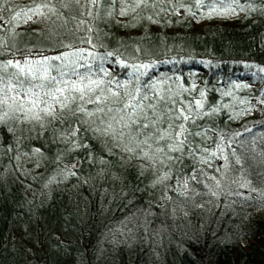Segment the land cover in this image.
<instances>
[{"label": "trees", "instance_id": "16d2710c", "mask_svg": "<svg viewBox=\"0 0 264 264\" xmlns=\"http://www.w3.org/2000/svg\"><path fill=\"white\" fill-rule=\"evenodd\" d=\"M87 4L0 0V264H264V0Z\"/></svg>", "mask_w": 264, "mask_h": 264}, {"label": "rangeland", "instance_id": "374dc122", "mask_svg": "<svg viewBox=\"0 0 264 264\" xmlns=\"http://www.w3.org/2000/svg\"><path fill=\"white\" fill-rule=\"evenodd\" d=\"M87 1H88V4L86 6L80 5L79 7H85V9H87L88 11H91L93 9V5H92L93 0H87ZM227 14L231 15V11H229ZM60 20H61V17H59L55 13H52L50 10L48 22L51 25L46 28L45 32L41 33L42 35L44 34V36L47 37V39L45 40L40 39V41H43L49 45L53 44L55 46L69 44V43H72V41H74V38L72 37L71 38L63 37V38H59V40L55 39V37H57L56 31H58L61 27H56L55 25L54 27L56 28H54L52 27V24ZM85 25L89 27L88 23ZM52 34L55 37L52 36ZM82 40H85L86 42H89L90 44L94 43L95 41L91 37L84 38ZM69 54L70 52H65L62 55V57L67 58ZM50 66H51V62L48 59H44V60L36 59L34 61H29L26 65L18 64V66L15 67L13 71H7L4 77L0 75V101L4 103L3 108L4 109L13 108L17 104H19V102H23L25 99H27L26 95L28 93L26 91L21 90V87H22L20 85L21 83L24 84L25 82H29L31 80L34 83V85H37L40 82L44 84V79L41 73L45 70H48ZM99 85H100L99 81L94 80V82L89 83L87 85L75 83L72 87L67 86L66 89L73 92V94H79L85 97L90 93V90L93 92H96ZM45 86L48 87V85H45ZM53 87L57 88L55 86ZM99 112L100 111H97L98 115H99Z\"/></svg>", "mask_w": 264, "mask_h": 264}, {"label": "snow or ice", "instance_id": "6c2138e0", "mask_svg": "<svg viewBox=\"0 0 264 264\" xmlns=\"http://www.w3.org/2000/svg\"><path fill=\"white\" fill-rule=\"evenodd\" d=\"M109 55H111V53H109ZM8 64L11 65L12 62L9 61ZM262 71H264V70H262ZM41 87H43V85H41ZM57 91H62V90L57 89ZM37 95H38V94H37ZM34 103H36V102L34 101ZM63 106H64V105H62V107H63ZM43 111H44L46 114H51L49 108H45V109H43ZM36 119H39V116H36ZM185 119H187V117H185ZM181 127H182V126H181Z\"/></svg>", "mask_w": 264, "mask_h": 264}]
</instances>
